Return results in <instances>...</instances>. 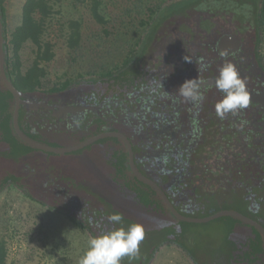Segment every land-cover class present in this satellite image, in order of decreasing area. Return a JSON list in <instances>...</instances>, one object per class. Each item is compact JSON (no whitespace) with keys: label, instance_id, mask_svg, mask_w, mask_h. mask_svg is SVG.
<instances>
[{"label":"flooded vegetation","instance_id":"1","mask_svg":"<svg viewBox=\"0 0 264 264\" xmlns=\"http://www.w3.org/2000/svg\"><path fill=\"white\" fill-rule=\"evenodd\" d=\"M182 1L170 0L165 5ZM176 8L164 9L150 20L141 41L112 73L91 80L56 82L49 89L33 93L16 90L21 95L19 128L36 143L45 133L95 128L93 137L83 143L95 140L72 152L78 155L96 147L97 154L112 168V178L101 183L85 169L88 176L80 181L81 186L98 192L113 204L129 200L135 208L131 204L118 207L138 222L143 219L147 224H157L156 231L193 224L177 219L160 192L181 217L203 219L220 212H234L264 230L263 26L232 14L222 18L224 11L217 16L216 10L207 9L198 12L202 25L187 26L182 31L173 27L169 33L154 41L157 33L149 41L160 17ZM229 13L232 12L226 14ZM226 62L235 64L245 79L250 103L221 119L215 105L223 93L216 88L215 80ZM201 64L207 67L199 73ZM195 78L202 81L203 100L185 101L177 90L186 80ZM67 81V86L61 88ZM54 87L56 90H51ZM9 103L13 116L15 99ZM28 148L25 162L14 167V177L41 198L58 197L60 190L48 179L44 181L38 170L31 174V168L40 166L33 161L34 152L43 150ZM114 156L122 162L124 178L113 168H119ZM62 167L63 173H70L73 168L66 163ZM124 182L133 193L126 194L121 189ZM143 189L155 198L164 213L149 210L150 199L146 200L148 205L143 204ZM120 192L127 199H121ZM218 206L221 208L217 209ZM79 209L70 210L77 213ZM81 210L80 214H87V210ZM206 210L210 215L200 217ZM88 218H92L91 213ZM218 220L229 232L231 247L224 255L231 256L230 264H264V254L250 246L261 240L264 248V238L257 227L233 216ZM166 246L180 250L176 243Z\"/></svg>","mask_w":264,"mask_h":264},{"label":"rangeland","instance_id":"2","mask_svg":"<svg viewBox=\"0 0 264 264\" xmlns=\"http://www.w3.org/2000/svg\"><path fill=\"white\" fill-rule=\"evenodd\" d=\"M26 1L2 0L6 16V28L9 32L22 23V6ZM100 1V10L106 21L105 25L97 24L91 18L89 0H80L77 3L73 0L53 1L55 12L52 17L51 30H49L46 39L54 45V58L48 64H44L47 71L44 89H49L56 82L64 80L99 78L101 75L112 73L122 64L123 58L129 52L132 31L129 27V29L122 28L121 21L123 18H129V15H136L140 2L138 0ZM169 1L166 0V3ZM150 2L154 4L153 0ZM199 11L202 9H197L193 3H188L179 6L175 11L165 16H161L159 26L149 35V41L157 33L158 36L154 38V41L160 35L169 33L173 27L182 31L187 26L202 25L199 21L202 19ZM143 12L149 14L147 11ZM71 20L77 21L81 25V42L76 49L67 47L65 37L60 32L62 27L67 29L68 22ZM103 30H107L106 35ZM142 33L143 30L139 32L138 36ZM143 39L145 40V36ZM34 49L30 43L21 49L20 58L24 68L31 64ZM89 73H92L93 76ZM96 131L95 128L74 132L57 131L45 133L47 136H39L36 141L56 150L66 149L89 140V137H93ZM50 153L34 152L33 161L40 166L31 168V174L35 175V169L38 170L44 181L48 179L49 184L52 182L51 185L60 190L58 197L41 198L38 193L36 194L26 184L23 186L21 182L19 183L22 188L29 190L38 203L28 199L20 190L14 188L3 191L0 196V237L4 239L7 246L6 264H79L81 257L88 249L89 238L82 231L69 224L64 217L54 210H50L54 207L80 208L87 210L88 213L96 214V217L102 220V232L120 226L112 224L107 219L114 212L121 213L124 219H127V224H123L125 227L134 222L143 225L145 238L141 242L139 256L133 259L124 257L121 264H146L159 238V235L153 234L157 224H147L143 219L138 222L135 220V216L118 207L120 204H131V208H135L129 200L116 201L115 205L98 192L95 194L80 184V181L86 180L87 174L92 175L95 180L101 183L112 178V168L106 164V159H102L100 154H97V148H92L78 155L76 152ZM113 159L119 165V168L113 166L117 175L124 178V173L120 169L121 160H118L116 156ZM65 163L73 167L70 173L62 172L64 170L62 165ZM77 167L81 170L75 171ZM48 187L46 188L48 189ZM121 189H124L126 194L133 193L131 187L125 185V182ZM143 191L146 192V194H141L145 199V201L142 200L143 204L148 205L146 200L150 199L149 210L154 208L155 213L157 211L164 213L163 208L155 201V198L152 195L150 197L145 189ZM119 194L121 199H127L122 192ZM154 201L155 205L151 206ZM224 204L225 207H228V204ZM220 208L221 206L217 207V209ZM199 216L204 217L206 213L203 212ZM173 228L175 229L174 233L179 235L177 245L180 250L178 251L174 247L166 248V245L161 247L154 264H229L227 257L229 255L225 256L224 253L231 247L229 244L230 236L223 229L218 219L199 224L177 225ZM168 230L167 228L166 231Z\"/></svg>","mask_w":264,"mask_h":264},{"label":"trees","instance_id":"3","mask_svg":"<svg viewBox=\"0 0 264 264\" xmlns=\"http://www.w3.org/2000/svg\"><path fill=\"white\" fill-rule=\"evenodd\" d=\"M53 1L55 0H27L22 6V23L9 32L6 28V16L3 2L0 0L5 74L11 85L18 91L33 93L44 88V82L47 76L44 64H48L54 58V45L46 39L49 30H51L52 17L55 12ZM73 1L77 3L80 0ZM150 1L151 0H138L140 6L137 8L139 11L136 10V15H129V18L122 17V28H131L130 31H132L129 43L130 54L134 50L133 48L141 41V34L138 36L139 32L143 30L145 33L146 28L149 27L151 22L150 20L156 14L159 15L161 11L169 7H179L188 3H193L197 9L216 10L218 13L217 16L220 15V11H224L225 15L221 16L222 18H226V15L232 14L234 18L241 17L247 19L245 21H248L250 24L255 23L263 26L264 29V0H183L177 5L176 3L172 4V6L165 5L167 4L166 0H153L154 4H151ZM89 2L91 18L97 24L105 25L106 21L100 10L101 1L89 0ZM143 11H147L149 14ZM227 11H231L232 13L226 14ZM128 19L131 20L128 21ZM137 19L140 20L138 21ZM80 27L81 25L79 22L71 20L68 22L66 30L63 27L60 29L69 49H76L80 46ZM103 33L106 35L107 30H103ZM27 43L32 44L35 49L33 51L31 64L24 68L20 58V51ZM89 75L93 76L92 73H89ZM68 82L69 81L61 85V88L66 87V83ZM51 90H56V88H51ZM10 99L13 100L12 95L8 92L0 78V196L3 191L13 187L15 189H20V192L25 197L38 203L29 190L22 188L19 183L20 178L14 177V173H12L15 166L19 167L25 162L24 158L27 159V152L30 148L21 141L13 129L12 104L9 103ZM25 134L32 138L30 134ZM42 206L44 205L42 204ZM50 210H54L64 217L74 228L86 234L89 240L102 232L101 227L103 224L102 221L96 217V214H91L92 218H90L95 223H89L88 216L90 213L87 212L86 214L83 210H81L83 211L82 214L79 213L80 210L76 213L66 207H54ZM205 213L206 215H210V211L208 210L207 212L205 211ZM123 224H127V219H124ZM172 227H167L169 229L168 231H166L167 228L153 231V234L159 235V238L146 264L152 260L155 253L158 252L161 247L169 245L170 243L178 244L179 240L177 237L179 235L178 233H174L175 229H172ZM227 233L229 235L228 231ZM261 245V240H257L252 242L250 246L254 248L255 251L257 250L259 254H264V248ZM7 255L6 242L0 237V264H6ZM227 257L230 264L231 256Z\"/></svg>","mask_w":264,"mask_h":264},{"label":"clouds","instance_id":"4","mask_svg":"<svg viewBox=\"0 0 264 264\" xmlns=\"http://www.w3.org/2000/svg\"><path fill=\"white\" fill-rule=\"evenodd\" d=\"M206 67L207 65L201 64L198 72ZM201 85L202 81L199 78L186 80L177 92L185 101L199 102L203 100ZM215 86L223 93V98L215 105V112L219 118L223 119L230 113L235 114L248 107L250 94L246 81L235 64L231 62L223 64L215 80ZM107 219L112 224L120 226L91 238L79 264H121L124 257L133 259L139 256L140 245L145 238L143 225L134 222L127 227L123 226L124 217L118 212L110 214ZM89 223L95 222L90 219Z\"/></svg>","mask_w":264,"mask_h":264},{"label":"water","instance_id":"5","mask_svg":"<svg viewBox=\"0 0 264 264\" xmlns=\"http://www.w3.org/2000/svg\"><path fill=\"white\" fill-rule=\"evenodd\" d=\"M3 43H4V41H3V36H2V24H1V15H0V78H1L4 86L6 87V89L12 94L13 98L15 99L14 111H13V116H12V126H13V129H14L16 135L21 139V141H23L24 143H26L27 145H29L31 147H34V148H37V149H40V150H43L46 152L64 154V153H68V152L78 150V149L86 146L87 144H89L91 141L95 140V139L90 140V141L83 143V144L76 146V147L56 150V149L38 144L23 134V132L20 130L19 125H18V111H19V107H20L21 95L11 85V83L9 82V80L6 77L5 68H4ZM160 194L162 195L164 201L166 202V204H167L168 208L170 209V211L172 212V214L177 219H179L181 221L193 223V224H199V223L209 222V221H212V220L218 219L220 217H224V216H233V217L241 218L242 220L246 221L247 223L257 227L262 232V236L264 238V230L262 228H260L255 223L241 217L240 215H238L234 212H220V213L214 214L212 216H209V217L203 218V219H188V218L181 217L180 215L177 214V212L173 209V207L170 205V203L167 201V199L163 196V194L161 192H160ZM157 254H158V252L155 253L154 257L152 258V260L148 264H154V261L157 257Z\"/></svg>","mask_w":264,"mask_h":264},{"label":"crops","instance_id":"6","mask_svg":"<svg viewBox=\"0 0 264 264\" xmlns=\"http://www.w3.org/2000/svg\"><path fill=\"white\" fill-rule=\"evenodd\" d=\"M209 216V215H208Z\"/></svg>","mask_w":264,"mask_h":264}]
</instances>
